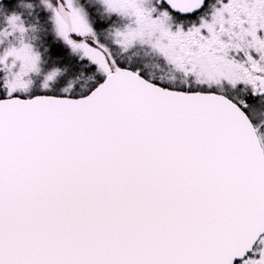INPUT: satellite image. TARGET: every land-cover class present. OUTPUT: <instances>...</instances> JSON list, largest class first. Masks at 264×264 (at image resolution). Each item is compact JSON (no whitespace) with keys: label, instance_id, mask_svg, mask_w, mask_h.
I'll return each mask as SVG.
<instances>
[{"label":"snow or ice","instance_id":"obj_1","mask_svg":"<svg viewBox=\"0 0 264 264\" xmlns=\"http://www.w3.org/2000/svg\"><path fill=\"white\" fill-rule=\"evenodd\" d=\"M0 264H264V0H0Z\"/></svg>","mask_w":264,"mask_h":264}]
</instances>
